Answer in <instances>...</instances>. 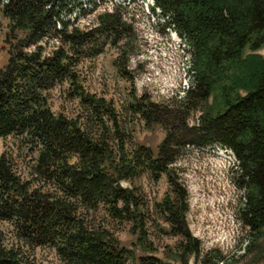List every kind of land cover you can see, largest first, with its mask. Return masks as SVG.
Here are the masks:
<instances>
[{
	"label": "trees",
	"instance_id": "16d2710c",
	"mask_svg": "<svg viewBox=\"0 0 264 264\" xmlns=\"http://www.w3.org/2000/svg\"><path fill=\"white\" fill-rule=\"evenodd\" d=\"M78 1L0 0V13L10 22L9 57L0 68V139L14 137L33 145L37 155L31 176L55 192L29 191V181L21 183L9 158L0 154V220L12 223L15 237L27 246H50L62 264H126L135 260L131 251L107 231L83 225L76 215L79 209L96 211L102 203L114 218L131 221L140 217L130 210L138 204L120 189V178L104 172L101 146L75 123L55 117L47 106L49 91L65 82L75 84L72 68L79 61L72 55L89 54L100 38L105 46L127 37L117 9L100 15L88 32L63 21L62 15H69L68 7ZM154 9L191 50L194 83L178 102V108H185L183 113L177 109L180 125L165 128L155 155L144 147L135 150L130 158L133 168L161 174L185 147L228 149L238 162L245 190L242 220L249 230L264 233V56L257 53L264 48V0H153ZM79 13L84 16L86 10ZM50 39L60 46L44 56L43 45ZM78 89L75 94L91 103ZM199 102H205L207 110L199 111L195 125L188 127V115L198 110ZM135 113L155 124L166 116L144 103ZM72 158L77 163L69 164ZM173 193L176 199L166 200L164 210L171 223H179L171 232L185 238L180 262L187 264L185 257L196 255L198 245L182 225L186 206L181 204L185 199L179 185H174ZM118 202L123 203L121 208ZM136 226L141 244L144 226ZM0 264L26 263L9 249L0 252ZM138 264L163 263L147 256Z\"/></svg>",
	"mask_w": 264,
	"mask_h": 264
},
{
	"label": "rangeland",
	"instance_id": "374dc122",
	"mask_svg": "<svg viewBox=\"0 0 264 264\" xmlns=\"http://www.w3.org/2000/svg\"><path fill=\"white\" fill-rule=\"evenodd\" d=\"M68 8L70 14L61 18L70 21L80 32L90 31L100 15L117 9L125 23L122 34L127 37L117 45L108 42L105 46L100 38L89 54L72 55L73 61H79L72 68L75 84L70 86L65 82L49 91L47 106L55 117L75 123L92 143L101 146L104 172L113 179H121L120 189L128 191L138 204L130 206V210L140 215L131 221L114 218L109 207L100 203L96 211L79 209L77 219L87 227L107 231L131 251L135 260L126 264H138L139 258L147 256L163 264H182L185 238L171 232L175 229L173 225L179 223H171L164 210L168 205L164 204L166 200L176 199L173 193L176 184L185 199L181 202L186 206L182 225L198 245L196 255L185 257L187 264H200L202 260L205 264H264V233L249 230L242 220L245 190L237 174L238 162L228 149L217 145L185 147L161 174L149 168L135 169L130 161L139 147L155 155L165 137V128L171 123L175 129L180 125L177 109L183 113L185 108H178V102L194 83L189 47L166 26V18L160 11L153 10L152 0H105L104 3L79 0ZM80 9L86 10L84 16H80ZM9 25L0 13V68L9 57L6 42ZM59 46L58 41L47 40L43 55ZM97 51L100 54L94 55ZM257 53L264 56V48ZM75 87L92 102L82 101L75 94ZM140 103L154 105L166 116L160 124L149 123L135 113ZM198 106V110L188 115V127L195 125L201 112L207 110L205 102H199ZM2 153L9 158L20 182L29 181V191L55 194L53 188L31 176L37 155L33 145L14 137L0 139ZM74 163L76 158L69 160V164ZM115 204L118 208L123 206L122 202ZM136 225L144 226L141 244ZM13 227L12 223L0 220V252L14 249L26 264H62L50 246L33 247L19 241Z\"/></svg>",
	"mask_w": 264,
	"mask_h": 264
}]
</instances>
